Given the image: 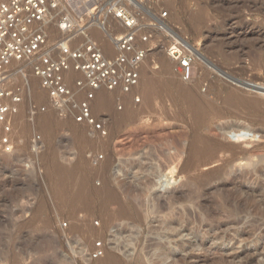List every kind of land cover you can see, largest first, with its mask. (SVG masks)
<instances>
[{
    "label": "rangeland",
    "instance_id": "obj_1",
    "mask_svg": "<svg viewBox=\"0 0 264 264\" xmlns=\"http://www.w3.org/2000/svg\"><path fill=\"white\" fill-rule=\"evenodd\" d=\"M111 1H86L85 9L82 10L83 16L73 17V27L70 31L60 24L63 9L52 10L45 18L43 28L48 35V47L53 50L54 56L59 55V43L70 40L74 45L82 43L84 37L80 32L83 25L89 27L87 31L91 35L93 31L95 36L98 34L101 43L102 40L107 41L104 31L95 33L94 29L99 25H92L100 21L103 24L105 22L107 26L108 17L105 9ZM167 5L171 11L170 23L176 28V34L170 32L157 43L158 47L147 57L142 70L156 69L160 74L162 68L168 65L178 82L188 87L192 86L201 71L198 69L199 65L195 63L191 79L182 80L175 63L168 59L164 50L165 45L178 34L189 37L198 45L197 53L206 58L203 57L205 68L200 78H203L204 82L201 80L203 85L200 86V90L204 89L208 82L219 83L222 94H226L230 86L231 88L233 86V89L249 90L248 92H251L250 89L254 90V83L264 87V0H169ZM192 17H196V22L200 23L199 30L190 24ZM160 39L158 36V40ZM12 65L10 69L8 68L7 86L22 87L20 64ZM29 67L30 65L24 68L28 82L25 88L22 87L24 101L18 112L11 115L8 120L13 147L10 151L0 150V264H95L107 248L120 255L125 264H137L135 260L141 256L146 264H153L157 261V246L170 245L168 237L170 233L162 223L164 214L155 211V206L158 201L167 200L172 189H186L183 185L185 177L177 172L170 174L168 168L173 164L167 161L166 163L159 153V150L164 149L162 140L159 141V138L162 139L159 134L165 132L163 129L167 132L186 129L184 123L181 121L177 123L174 119L177 112H182V105L174 100L177 92L174 89L159 91L157 98L153 99V104L156 103L154 107L158 108L150 112L149 102L138 87L129 93L108 90L110 107L98 112L92 106L94 117L105 124L107 134L104 135L96 132L91 126L76 123L71 117L66 120L60 116V113L51 106L48 93L32 75ZM73 72L69 73V78L72 77L74 80L81 78L80 73ZM86 90L85 86L77 89V95L82 97ZM258 96L264 102V95ZM137 97L140 102L136 100ZM32 105H43L46 110L32 115L30 112ZM128 111L132 114L127 115ZM160 112L165 115L164 118L159 117ZM261 116L263 119L264 110ZM44 120L49 122V128L43 127ZM233 122L248 125L244 120ZM73 127L82 130L86 137L85 135L81 136L82 138L76 137ZM248 127V130L241 133L227 132L221 139L238 147L255 145L264 156V119L262 124ZM157 131L161 133L158 134ZM34 134L41 137L37 145L32 142ZM155 135L159 138H155ZM170 151L172 152L165 148L166 153ZM108 157L112 160L110 170L100 174L99 166L101 167ZM51 158H55L64 168H69L75 163L84 167V174L92 191L93 210L91 209L90 213L85 207L79 206L74 209L76 212L71 209V196L76 189L75 180L68 176L63 181L52 174L48 170V160ZM240 159L241 163L245 162L243 158ZM254 160L257 162L258 157ZM239 161L238 159L237 163ZM239 163L238 166L231 168L232 173L248 168L240 167ZM130 165L132 171L126 179L125 176L123 178L114 175L117 166L126 169ZM137 165L143 166L144 172L137 171L135 169ZM170 175L173 179H170ZM262 179L264 180V175ZM108 180L115 187H118L119 181L138 185L134 193L138 195L139 204L135 205L143 210L142 219L132 216L131 213H134L135 209L133 206H130L131 209L125 208L120 213L122 203L130 196L125 190H119L120 200L118 198L113 201L114 203L110 201L111 203L108 202L104 207L105 210L102 209L100 206L102 199L97 195V191ZM59 184L64 186L58 193L56 189ZM145 185L146 188L143 189ZM257 229L253 236L242 243L249 254L256 248L264 247V223L261 222ZM86 236L90 237V239L87 237L88 241ZM190 238L183 235L180 239L190 241ZM206 244L191 253L207 254L210 247L209 243ZM94 254L97 257H94ZM256 257V263H262V257L260 255Z\"/></svg>",
    "mask_w": 264,
    "mask_h": 264
},
{
    "label": "bare ground",
    "instance_id": "obj_2",
    "mask_svg": "<svg viewBox=\"0 0 264 264\" xmlns=\"http://www.w3.org/2000/svg\"><path fill=\"white\" fill-rule=\"evenodd\" d=\"M48 12L51 13V9ZM196 21L197 18L192 17L190 24L196 30H199L200 23ZM96 24L99 23L96 21L92 26ZM100 26L99 28L96 26L94 29L95 33L104 31V35L106 34L105 37L108 39L107 41L102 40L101 43V39L98 38L97 34V40L103 48L110 51L112 50V46L114 49L112 33H109L107 29L105 30L102 25ZM93 36L96 38L94 31ZM203 57L197 53L196 64L199 65L198 69L201 71L199 72L198 79L194 78L196 81L190 87L178 82L175 76L171 74L168 65L162 68L160 74L158 73L159 71H156V66L153 67L155 70H142L141 79L137 86L145 94L149 102L150 112H154V109L158 108L154 107L156 103L153 104V99L157 98L156 96L159 91L174 89L177 92L174 100L182 105V112L174 113L176 115H174V119L177 123L181 121L186 127L185 130L178 129L173 132L172 130L167 132L163 129L165 131L164 134H159L161 131H157V133L159 132V137H162V139L154 133L157 135H155V138H159V141L162 140V148L164 149L160 147L159 149L161 150L158 149L160 155H162L161 158H164L165 162L173 164L168 168L169 173L174 174L177 172V174L184 176L185 182L183 185L186 189H172L167 200H160L157 206H155V211L164 214L162 223L170 233V236L168 235L170 245L162 244L157 246V261L153 264H257V255L262 257V263L259 264H264V247L256 248L249 254L244 249V245H242L246 239L253 236L259 224L261 222L264 223V180L262 179L264 175V156L259 153L255 145H250L246 148L238 147L231 143H226V141L224 142L221 139L227 132L241 133L248 130V125L254 127L255 125L262 124L264 118L262 119L261 113L264 110V102L258 95H264V87L259 83H254V90L250 89L251 92H248L249 90L233 89V86L232 88L230 86L228 91H226L227 93L222 94L219 83L208 82L206 87L201 89V91L200 86L203 85L202 82L204 81L200 76L203 74L205 68ZM168 59L172 60L169 57ZM70 72L71 74L74 73L72 70L65 73L68 81L72 80V77L69 78L68 76ZM109 95L110 91L106 89L97 91L93 100L94 103L92 102L94 104L92 106H94L96 111H103L102 109L110 107ZM126 114L132 113L128 111ZM164 116L160 112L159 117L164 118ZM46 120L42 121L43 127L49 128L50 124ZM237 120L247 121L248 125L233 122ZM73 131L76 137L85 135L82 134V130L80 129L74 128ZM98 141L100 142L99 139ZM100 147L102 148V146ZM165 148L172 150V152L166 153ZM255 157H258L257 162L254 160ZM110 158L112 157L110 156ZM110 158H106L101 167L99 166L101 168L99 170L100 174L105 173L108 169L110 170L112 162ZM240 158H243L245 162L241 163ZM238 159L240 160V163L238 162L240 167L247 166L248 168L237 173L233 171L232 173L231 168L236 165L238 166ZM78 164L75 163L69 168H64L55 158H51L48 160V170L63 181L68 176L75 180L76 184L74 185H76V189L71 196V209L74 210L79 206L85 207L87 210L89 209L90 213V210L93 208L91 203L92 191L88 178L84 174V167ZM141 165H137L135 169L144 172V167H141ZM130 167L131 165L123 169L117 166L114 169V175L117 177L123 176V178L125 176L126 179V176H130L129 172L132 171ZM169 177L173 179L172 175ZM147 181L146 184L148 183ZM129 183H121L119 181L118 187H115L109 183V180L108 182L106 181L103 187L97 191V195L102 199L100 206L104 209L108 202H113L118 198L120 200L121 192L119 190H125L130 196L128 200L122 203L120 213L125 208L133 206L135 209L134 213H131L132 216L136 219H142L143 210L139 209L138 205H135L136 203L139 204L138 195L134 193L138 185L136 183ZM62 186L64 184L58 185L56 189L58 193L61 191ZM145 188L146 185L143 189ZM72 210L71 212H73ZM78 210L80 212V209ZM201 230H204V232L202 233ZM183 235L190 236V241L180 239ZM87 237L89 236H86L88 241ZM254 240L256 241V239ZM206 243H209V247L211 248L208 247L209 252L207 254L193 255L191 253V251L203 248L207 245ZM104 252L103 256L100 253L101 258L97 259L95 264H125L121 256L116 255L112 250L107 248ZM135 261L137 264H146L143 256L137 257Z\"/></svg>",
    "mask_w": 264,
    "mask_h": 264
},
{
    "label": "built area",
    "instance_id": "obj_3",
    "mask_svg": "<svg viewBox=\"0 0 264 264\" xmlns=\"http://www.w3.org/2000/svg\"><path fill=\"white\" fill-rule=\"evenodd\" d=\"M88 0H0V150L12 149L9 117L15 115L24 101V89L28 85L24 68L30 65L32 75L49 95L51 106L65 119L73 118L78 124L91 126L106 135L103 121L92 112L94 93L100 89L121 90L129 93L141 79L143 63L158 47L168 33L176 34L170 23L169 0H112L106 7L108 24L98 22L114 40L113 51L102 47L85 25L80 34L84 40L79 45L72 41L59 43L56 57L48 47V35L43 23L49 10L63 9L60 24L67 31L73 27L74 16L81 18ZM73 13V15H71ZM94 24V23H93ZM92 25V24H91ZM158 36L161 38L158 40ZM164 50L171 58L182 80L191 79L196 63L198 45L189 37L176 35ZM19 63L21 86H7L9 69ZM9 68V69H8ZM69 70L81 74L80 79L68 81ZM74 80V81H73ZM87 87L79 97L77 89ZM139 101V98H136ZM32 115L44 112L45 106L32 105ZM41 141L34 134L32 142ZM94 257H97L94 254Z\"/></svg>",
    "mask_w": 264,
    "mask_h": 264
}]
</instances>
